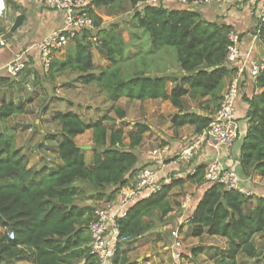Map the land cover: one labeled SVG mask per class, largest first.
Listing matches in <instances>:
<instances>
[{
	"label": "trees",
	"instance_id": "16d2710c",
	"mask_svg": "<svg viewBox=\"0 0 264 264\" xmlns=\"http://www.w3.org/2000/svg\"><path fill=\"white\" fill-rule=\"evenodd\" d=\"M124 1L92 0V4L95 9H122ZM128 1L135 7L141 0ZM94 8L90 12L96 33L85 30L76 36L64 56L52 58L46 75L54 80L67 70L79 72L78 79L85 84L96 83L113 102L121 97L169 101L176 108L170 119L173 127L192 125L195 133L202 131L220 105L225 78L236 71L226 64L228 35L234 30L233 25L207 20L191 7L146 4L135 8L134 22L144 37H150V42L145 38L139 42L135 37L130 41L124 40L118 23H105ZM260 37L264 43V22ZM130 42L143 50L134 55L136 68L125 74L123 63L131 64L132 58ZM93 43L112 64L101 67L99 73L95 72ZM167 54L172 56L176 67ZM25 72L33 81L40 75L29 64ZM14 79L0 75V85H13ZM255 86L259 88L257 93L240 96L249 106L239 164L241 175L249 178L259 173L264 178V69ZM185 97L198 101V112L194 111L196 108H186ZM114 110L119 118L126 117L124 108L114 106ZM24 111L23 104L4 100L0 105V121ZM52 117L60 124L58 135L48 136L57 139L59 161L52 165L30 166L28 153L15 145L12 134L0 132V227L4 228L0 231V264H16L22 259L31 264H98L89 245L88 226L94 206L79 204L78 200L113 199L139 168L151 164L137 167L140 160L137 148L151 130L147 122L135 123L136 129L126 144L122 129H109L107 116L85 120L70 109L56 110ZM88 129L93 132L94 142L91 165L87 163L85 150L76 142V137ZM204 173L205 164H199L185 177H171L159 190L130 206L118 220L123 240L117 244L113 264H134L123 251V243L154 228V215L166 217L173 210L171 192L185 181L198 187L206 185L202 197L198 201L193 199L185 217L193 225V235L206 233L227 241L228 254L218 261L238 264L239 254L259 255L254 237L259 235L264 241V195H247L228 190L220 183H206ZM9 231L14 232L13 239ZM200 252V248H192L193 254Z\"/></svg>",
	"mask_w": 264,
	"mask_h": 264
},
{
	"label": "rangeland",
	"instance_id": "374dc122",
	"mask_svg": "<svg viewBox=\"0 0 264 264\" xmlns=\"http://www.w3.org/2000/svg\"><path fill=\"white\" fill-rule=\"evenodd\" d=\"M96 9L109 16L106 18L102 17L104 21L119 24L124 40L132 41L131 38L135 37L139 38V42L143 41L144 38L146 42H150V37H144V33L135 27V7L128 0L123 2L122 9H107L106 7ZM255 22L257 23V19L253 17L251 23ZM253 31L254 34L256 27ZM94 33H96V30ZM92 40L95 39L93 38ZM71 43L64 51L58 53V56H64L66 51L72 47ZM130 45L131 64L129 62L127 64L123 63L125 74L136 68V56L134 55L143 50L141 48L139 50L133 42H130ZM92 50L96 64V73L100 72L101 67H111L112 64L110 62L102 59L96 43H93ZM173 50L175 52V49ZM167 56L169 55L167 54ZM170 58L172 64L176 67L177 65L175 62L173 63L172 56ZM46 74L44 70L33 81L30 75L26 73L22 74L18 79L13 78L15 80L13 85H0V105L4 100H13L15 103L23 104L25 110L22 113L11 115L3 122L0 121V132L12 134L15 145L28 153L29 165L32 167H38L43 163L52 165L59 161L56 151L57 139L52 140L48 137L51 134H55L56 136L60 132V124L52 117L56 110L67 111L72 109L78 112L85 120L107 116L109 120L106 121V124L109 129H122L126 144H128L130 135L136 129V122H147L155 126L156 129L159 128L164 131L168 129V119H171V115L176 112V108L171 103L163 100L139 102L127 97H121L113 102L109 99L107 93L102 91L96 83L85 84L78 79L79 72L67 70L54 80H51ZM185 102L186 108L198 109L199 107L196 100L187 98ZM114 106L124 108L126 117L123 119L119 118L114 110ZM154 132L150 130V132L145 133L144 140L138 149L141 150L140 153L164 145L163 141ZM242 137L243 132H240L234 146H237ZM76 142L79 145H91L89 148L84 149L87 163L91 165L94 149L92 130L88 129L83 134L78 135ZM166 172L167 176L179 177V173L175 171ZM164 180L165 177L161 178L160 183ZM92 191L90 190V192ZM185 193H190L195 200L198 195L194 185L188 181L184 182L182 186H176L171 192L170 197L173 208L176 209V214L166 216L163 219H160L158 215H154L152 218L155 225L154 228L123 243V251L134 261V264H222L218 261V258L228 254L227 241L222 237L206 233L201 236L193 235V225L185 220V214L180 209V201ZM100 204L101 202L96 205ZM178 218L182 219L178 220ZM176 228L180 230L181 247H173L171 230ZM3 230L4 228L0 227V231L2 232ZM254 242L259 255L251 257L246 254H239L237 256L238 264H264V241L259 235H256ZM194 247L200 248L201 252L197 255L193 254L192 248ZM16 264L31 263L26 259H22Z\"/></svg>",
	"mask_w": 264,
	"mask_h": 264
},
{
	"label": "built area",
	"instance_id": "2783aa9c",
	"mask_svg": "<svg viewBox=\"0 0 264 264\" xmlns=\"http://www.w3.org/2000/svg\"><path fill=\"white\" fill-rule=\"evenodd\" d=\"M46 5L58 10L64 15V27L54 30L36 43L39 58L43 69L48 70L54 56L80 36L85 30L94 32L96 27L91 16V8H94L92 0H44ZM168 0L138 1L135 8H142L146 4H165ZM185 1V0H184ZM187 2V1H186ZM196 4H215L249 8L253 17H256L255 40H260L261 25L264 22V0H196ZM95 9V8H94ZM7 10L6 0H0V16ZM230 43L226 57V64L233 66L236 71L231 76L226 86L220 105L211 115L209 124L195 134L181 136L183 145L173 156L169 154L168 146L154 148L152 154L160 160V165L148 164L139 168L130 182L123 187L113 199H107L96 205L93 211V219L89 223L91 235L90 252L96 256L98 264H113L118 242L123 239L120 235L118 220L123 217L130 206L151 193L159 190L165 181L167 172L164 168L173 163L178 167L185 166L192 161L200 150H209L211 156L205 165L204 180L206 183H220L226 189L237 190L247 195L254 194L253 189L247 184L248 177L241 175L230 165H225L220 159L223 149L234 146L241 132V123L237 116V102L243 93L244 83L247 80L254 81L264 69V54L252 57L247 52L243 54L240 48V34L235 30L229 32ZM0 45H5V40L0 39ZM29 64V58L25 52H19L6 65L8 76L18 79L25 74ZM259 88L255 86L254 93ZM194 171V170H193ZM191 171V172H193ZM165 180L160 183L161 178ZM193 196L185 193L180 201V209L184 214L191 208ZM188 221V218H185ZM10 238H14L13 231H9ZM173 247H181L182 241L179 228L171 230Z\"/></svg>",
	"mask_w": 264,
	"mask_h": 264
},
{
	"label": "crops",
	"instance_id": "0c3cea01",
	"mask_svg": "<svg viewBox=\"0 0 264 264\" xmlns=\"http://www.w3.org/2000/svg\"><path fill=\"white\" fill-rule=\"evenodd\" d=\"M6 2L7 10L3 14V16H0V39L5 40V45H0V75L8 76L6 73V65L19 52L26 53L29 58V66L31 68L39 71L40 73H43L44 70L39 58V52L36 48V43L50 32L64 27L63 13L48 7L44 0H6ZM164 5L168 6L169 8L191 7L200 11L202 16L207 20L231 24L233 25L236 32H238L239 34H243L242 36H240V48L243 54L249 52L250 56L252 57H259L264 54V45L261 39L255 40L254 38L253 30L256 27V22L253 24L251 23L253 16L249 8H239L236 6L232 7L229 5H222L221 7H219L215 4H196L193 2L188 3L184 0H168ZM95 10L103 18L109 17L107 14L101 13L98 9ZM20 13L24 14L25 21L21 24V26L13 28V23ZM104 22L109 24V22L107 21ZM71 44L73 45V42ZM102 59L105 60L104 57H102ZM230 78V76L225 78V88L228 85ZM254 88L255 82L247 80L244 83L242 94H246L247 96L251 97L254 94ZM185 99H187V97H185ZM150 100L160 101L159 99ZM248 106L249 105L244 100L243 96L240 97L237 102V116L239 117V121L241 123V132H243V137L248 126L247 119L245 118ZM167 125L168 129L162 131L159 128L156 129L155 126L150 124L151 130L153 132L156 130V132L154 133H156V135H158V137L163 141V146H168V148L170 149L169 154L173 156L183 145L181 136L184 134H195V130L194 126L192 125H184L182 127L175 128L171 125L170 119H168ZM177 134H179V136H177ZM243 137L241 138L237 146L235 145L230 149H223L220 156L223 164L233 166L240 174L241 167L239 164V154ZM137 149H139V147ZM140 151L141 150H139V152ZM151 152L152 149L148 151H142L140 153V160L137 164V167H140L141 165L146 163H152L157 166L160 165L159 158H157ZM211 153L212 152H209V150L206 149L200 150L197 153L196 157L192 161L188 162L185 166L177 167V165L170 163L164 168V170H176V172L179 173V177H185L186 174L193 171L197 165H206L208 161L207 159L211 156ZM183 169L186 171L185 173ZM168 180H171V176L166 177L165 181ZM247 184L253 189L254 194L264 195V178L259 173H255L252 177H249L247 180ZM194 188L197 190L198 201L202 197L206 185L201 187L194 185ZM104 200L106 199H80L78 200V203L90 204L95 207L97 203ZM254 202L255 200H253L249 206H252ZM175 214L176 209L173 208V210L167 216ZM181 219L182 218H178V220Z\"/></svg>",
	"mask_w": 264,
	"mask_h": 264
},
{
	"label": "water",
	"instance_id": "95a60500",
	"mask_svg": "<svg viewBox=\"0 0 264 264\" xmlns=\"http://www.w3.org/2000/svg\"><path fill=\"white\" fill-rule=\"evenodd\" d=\"M24 17H25L24 14H23V13H20V14L17 16L15 22L13 23V28H17V27L21 26V24L25 21V20H24ZM194 111H195V112H198L197 109H195ZM90 146H91V145H79V147L82 148V149L89 148Z\"/></svg>",
	"mask_w": 264,
	"mask_h": 264
}]
</instances>
